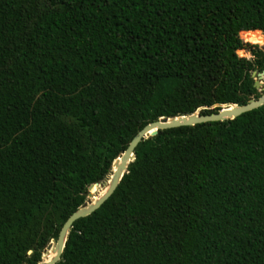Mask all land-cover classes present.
Here are the masks:
<instances>
[{"label": "trees", "instance_id": "obj_1", "mask_svg": "<svg viewBox=\"0 0 264 264\" xmlns=\"http://www.w3.org/2000/svg\"><path fill=\"white\" fill-rule=\"evenodd\" d=\"M261 31L264 0H0V264L47 258L148 122L260 96ZM54 264H264V104L142 138Z\"/></svg>", "mask_w": 264, "mask_h": 264}, {"label": "water", "instance_id": "obj_2", "mask_svg": "<svg viewBox=\"0 0 264 264\" xmlns=\"http://www.w3.org/2000/svg\"><path fill=\"white\" fill-rule=\"evenodd\" d=\"M257 75L264 79V70L261 72H252V76ZM254 86L258 89L260 81L254 79ZM264 104V92L258 97L250 98L244 104H236V103H225L221 105V108L217 111L209 112V113H201L200 110L206 107H199L196 111L190 114L166 117L162 116L157 120H153L145 124L138 132L131 138L129 143L127 144L124 151L118 155L112 162L115 166L111 170V174L109 178L102 183H91L88 186L90 189L93 185L100 184L104 187V191L95 199L88 198L79 208L73 211L63 222L60 227L58 236L56 241H50L47 246L43 250V254L47 253L52 247L54 249V254L48 260H44V256L42 259L36 264H54L60 258L62 253V249L64 246L65 238L69 228L72 226V223L80 218L84 217L94 210H96L114 191L117 184L119 183L123 173L127 170L128 163L134 159V149L138 142L145 137L155 135L158 132V129L170 128L182 125H193L201 122L208 121H223L226 119H232L246 111L254 109L256 107Z\"/></svg>", "mask_w": 264, "mask_h": 264}, {"label": "rangeland", "instance_id": "obj_3", "mask_svg": "<svg viewBox=\"0 0 264 264\" xmlns=\"http://www.w3.org/2000/svg\"><path fill=\"white\" fill-rule=\"evenodd\" d=\"M239 35H240V37L242 38V40L244 42H249V43H252V44H257L258 46H264V32H262V31L259 33V35L262 36V42L261 43H256V42L253 43V42H250V41L245 40L243 38L242 32H240ZM237 54L242 55V56H246V57H250V53L247 52V51H245V50H243V49L237 50ZM254 79L260 81V84H259V87H258V92H261V94H262V92H264V79L261 78V77H259V76H257L256 74L254 75ZM96 186H97V190H95V191H90L91 188L90 189H87L88 190V198H90L92 200L95 199V198H97L103 192L102 191L103 186H101L100 184H98Z\"/></svg>", "mask_w": 264, "mask_h": 264}, {"label": "bare ground", "instance_id": "obj_4", "mask_svg": "<svg viewBox=\"0 0 264 264\" xmlns=\"http://www.w3.org/2000/svg\"><path fill=\"white\" fill-rule=\"evenodd\" d=\"M96 187V185H93L90 189V191H93V188ZM104 187L102 188V191H104ZM92 193V192H91ZM53 247L47 252V254L49 255L47 258H45L44 260H48L49 258H51V256H53L54 252L52 253Z\"/></svg>", "mask_w": 264, "mask_h": 264}]
</instances>
